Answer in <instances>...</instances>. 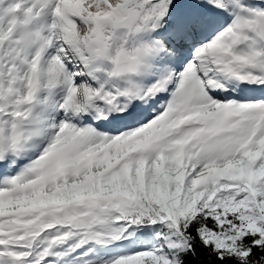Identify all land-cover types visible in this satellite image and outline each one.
Instances as JSON below:
<instances>
[{
	"label": "snow or ice",
	"instance_id": "1",
	"mask_svg": "<svg viewBox=\"0 0 264 264\" xmlns=\"http://www.w3.org/2000/svg\"><path fill=\"white\" fill-rule=\"evenodd\" d=\"M0 264H264V0H0Z\"/></svg>",
	"mask_w": 264,
	"mask_h": 264
}]
</instances>
